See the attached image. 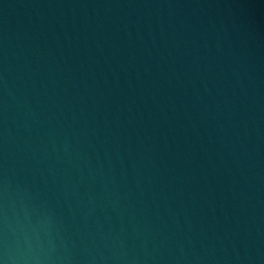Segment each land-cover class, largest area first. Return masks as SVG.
<instances>
[{"label": "water", "instance_id": "1", "mask_svg": "<svg viewBox=\"0 0 264 264\" xmlns=\"http://www.w3.org/2000/svg\"><path fill=\"white\" fill-rule=\"evenodd\" d=\"M0 264H264V0H0Z\"/></svg>", "mask_w": 264, "mask_h": 264}]
</instances>
